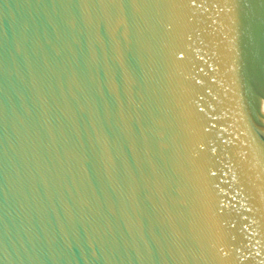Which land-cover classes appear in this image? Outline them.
<instances>
[{
    "label": "water",
    "instance_id": "water-1",
    "mask_svg": "<svg viewBox=\"0 0 264 264\" xmlns=\"http://www.w3.org/2000/svg\"><path fill=\"white\" fill-rule=\"evenodd\" d=\"M0 264H264V0H0Z\"/></svg>",
    "mask_w": 264,
    "mask_h": 264
}]
</instances>
